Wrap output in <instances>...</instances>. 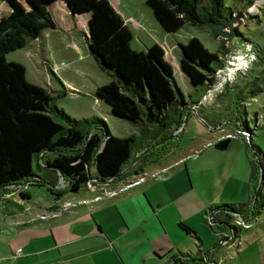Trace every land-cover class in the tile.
<instances>
[{"label": "rangeland", "instance_id": "374dc122", "mask_svg": "<svg viewBox=\"0 0 264 264\" xmlns=\"http://www.w3.org/2000/svg\"><path fill=\"white\" fill-rule=\"evenodd\" d=\"M121 3L132 17H140L145 30L154 33L157 41L163 40V57L170 64L172 77L186 102L178 123L171 108L167 109L165 127L150 124L141 129L108 114L107 104L98 100L94 91L111 77L97 66L87 50L88 13L70 17L53 12V29L42 30L41 38H27L24 47L8 52L5 59L22 64L26 80L48 91L56 106L69 116H95L105 122L110 134L135 136L126 169L105 181L99 182L95 177L93 184L109 189L118 182L138 180V184L144 182L138 189L145 188L139 195L141 199L145 200V194L156 207L151 194L162 198L164 208L159 216L171 249L163 257L165 261L174 253L179 258L202 256L207 264H264V0H222L223 18L241 14L232 23L236 31L232 38L211 34L205 24L188 23L164 38L154 32L152 12L145 0ZM205 5L206 1L200 0L196 10L202 12ZM8 10V4L0 0V17L7 15ZM136 36L133 32L130 47L144 50L137 44ZM190 37L197 38L219 58V64H212L211 81L202 87H191L178 66L177 44ZM171 43L176 49H172ZM225 137L230 138L225 149L213 146ZM139 164L140 172L122 175ZM32 168L35 173L43 170L35 160ZM88 174L89 179L96 176L92 164ZM58 185L62 189L65 182ZM188 186L191 199L182 197V187ZM13 188L7 186L0 198V232L21 227L18 224L37 211L46 212V199L54 197L44 184L23 183ZM24 188L30 192L27 199L19 196V189ZM65 192L69 191L64 190L61 195ZM84 193L80 188L78 198ZM175 199H179L177 205L173 203ZM219 204L235 207L236 213L230 211V219L221 215L226 221L223 223L211 221L215 211L208 212L210 206ZM179 217L193 227L195 236L176 226ZM226 224H235L237 228L230 233ZM5 242L0 234V253H6ZM14 242L15 255L10 254L11 258L28 252L19 239Z\"/></svg>", "mask_w": 264, "mask_h": 264}, {"label": "trees", "instance_id": "16d2710c", "mask_svg": "<svg viewBox=\"0 0 264 264\" xmlns=\"http://www.w3.org/2000/svg\"><path fill=\"white\" fill-rule=\"evenodd\" d=\"M2 1L8 4L9 10L0 17V198L10 184L25 181L38 185L31 177L43 180L55 196L64 190L75 192L89 178L90 164L95 167L98 180L114 178L129 164L135 136L109 133L100 147L107 129L101 118L69 116L56 106L48 91L26 80L22 64L5 59L8 52L24 47L27 38L35 39L42 30L54 28L48 7L57 0ZM61 1L71 15L88 13L87 50L97 66L111 77L95 88L94 95L107 104L109 114L141 129L150 124L165 127L167 109L171 108L176 122H180L186 102L172 77L170 64L163 57V49L156 43L144 50L132 49L131 32L108 0ZM204 1L206 5L200 13L196 10L200 0H145V3L162 30L171 33L185 23L220 22L222 0ZM177 46L178 66L189 84L195 88L211 81L212 64H219L218 55L207 50L195 37ZM229 140V137L219 139L213 146L225 149ZM34 160L37 167L57 172L65 186L55 187L56 175L48 180L37 175L32 168ZM141 169L139 164L122 175ZM212 211L215 212L210 220L217 223L225 221L221 215L228 220L230 211L236 213L231 204L210 206L208 212ZM178 224L190 231L183 223ZM226 227L230 233L237 228L235 224H226ZM169 260L171 264H207L202 256L172 255Z\"/></svg>", "mask_w": 264, "mask_h": 264}, {"label": "crops", "instance_id": "0c3cea01", "mask_svg": "<svg viewBox=\"0 0 264 264\" xmlns=\"http://www.w3.org/2000/svg\"><path fill=\"white\" fill-rule=\"evenodd\" d=\"M108 2L119 14L131 35L133 32L137 34L136 40L139 46H143L144 49L153 43L163 46L161 43L163 40L157 41L155 35H152L154 33L145 30L137 14L134 18L123 10L125 7L121 0H108ZM48 10L52 19H54L53 12L55 15L57 12L70 17L82 15H71L61 0L51 3ZM150 19L154 25V32L161 33L164 38L167 37L168 33L161 30L152 14ZM36 38H41V34ZM132 40L133 37L130 44ZM171 46L172 49H176L173 43ZM36 174L42 176L44 180L58 175L49 168L40 170ZM31 179L36 180L38 185H46L41 179L35 177ZM60 181L63 182L62 178L57 176L55 187L59 186ZM23 183L27 182L23 181L16 186L19 187ZM143 183L126 187L129 183L118 182L109 189L103 188L102 185L93 184L91 187L86 185L81 187L85 193L80 198H78L80 188L75 193L69 191L59 196L51 193L54 197L46 199L44 205L46 212L37 211L31 217L21 219L23 223L18 224L21 227H12L9 232H0L6 238L7 247L6 253H0V264H161V261L164 264L166 261L163 257L171 249L166 227L159 216L164 208H162L163 200L152 193L151 196L157 203V206L153 207L151 199L145 194H143L145 200L141 199L139 195L145 188L138 189V187ZM189 189L190 186L182 187V197L191 199ZM19 192L23 194L22 197L19 194L21 199L29 198L30 192L27 188L19 189ZM110 192L114 193L110 195ZM68 202L71 203L69 206ZM178 202L179 199L173 201L176 205ZM179 222L190 229V231L184 230L186 233L195 236L193 227L179 217L175 224L181 230L183 229L179 226ZM26 225L30 228H25ZM18 239L23 248L27 247L28 252H21L11 258L10 254L15 255L14 241Z\"/></svg>", "mask_w": 264, "mask_h": 264}, {"label": "water", "instance_id": "95a60500", "mask_svg": "<svg viewBox=\"0 0 264 264\" xmlns=\"http://www.w3.org/2000/svg\"><path fill=\"white\" fill-rule=\"evenodd\" d=\"M240 15L241 14H237L236 16H229L226 18H222V20L220 22H214V21L207 20L204 22V24L209 26V31L211 34L216 35V36H220L223 38H232L236 35V31L234 30V27H232V23L238 17H240ZM108 134H109L108 129H105L103 132V136L101 138V142H100L101 146L100 147L103 146L104 141H105ZM124 169H126V168H124ZM124 169L122 171H120L117 175L122 173L124 171Z\"/></svg>", "mask_w": 264, "mask_h": 264}, {"label": "built area", "instance_id": "2783aa9c", "mask_svg": "<svg viewBox=\"0 0 264 264\" xmlns=\"http://www.w3.org/2000/svg\"><path fill=\"white\" fill-rule=\"evenodd\" d=\"M108 180V179H107ZM140 180V179H139ZM137 181L138 180H136V181H130V182H127V183H129V184H127L126 185V187L127 186H130V185H132V184H135V183H137ZM96 182V178H93V179H87V181L85 182V185H87L88 187H91L92 185H93V183H95ZM28 184L30 183V182H27ZM8 186H12V187H14L13 189H15V188H18L17 186H16V184H10V185H8ZM114 192H110L109 194L110 195H112ZM44 216H41V218H43ZM239 219V218H238ZM237 219V220H238ZM244 227H245V225H244ZM165 264H171V261L168 259L167 261H166V263Z\"/></svg>", "mask_w": 264, "mask_h": 264}, {"label": "clouds", "instance_id": "9594fccd", "mask_svg": "<svg viewBox=\"0 0 264 264\" xmlns=\"http://www.w3.org/2000/svg\"><path fill=\"white\" fill-rule=\"evenodd\" d=\"M243 66L246 67L247 66V63L245 62Z\"/></svg>", "mask_w": 264, "mask_h": 264}]
</instances>
